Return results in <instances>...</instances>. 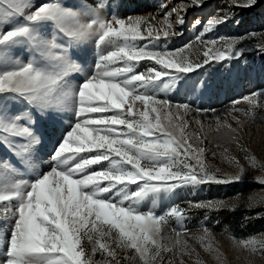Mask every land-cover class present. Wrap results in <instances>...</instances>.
<instances>
[{
	"label": "snow or ice",
	"instance_id": "snow-or-ice-1",
	"mask_svg": "<svg viewBox=\"0 0 264 264\" xmlns=\"http://www.w3.org/2000/svg\"><path fill=\"white\" fill-rule=\"evenodd\" d=\"M261 2L224 0L229 11L195 19L194 38L169 50L161 41L183 35L173 15L183 27L187 10L206 0H181L170 11L162 0L155 15L126 17L112 0H0V264L264 258V233L237 237L225 225V249L213 231L220 221L208 224L212 213L239 208L250 214L245 220L264 218V197L238 192L189 200L187 207L173 200L179 189L194 195L205 185L243 183L249 170L259 173L251 179L264 192V160L245 144L257 110H264V90L232 100L223 116L167 98L189 74L227 68L253 50L245 42L256 32L209 34L234 19L233 9ZM89 45L92 63L79 55ZM254 49L264 54V41ZM142 61L153 63L137 71ZM76 74L81 78L73 80ZM48 126L61 134L45 157ZM211 133L220 142L208 141ZM208 154L232 171L210 163ZM193 211L205 215L190 230Z\"/></svg>",
	"mask_w": 264,
	"mask_h": 264
},
{
	"label": "rangeland",
	"instance_id": "rangeland-1",
	"mask_svg": "<svg viewBox=\"0 0 264 264\" xmlns=\"http://www.w3.org/2000/svg\"><path fill=\"white\" fill-rule=\"evenodd\" d=\"M72 2V0H69ZM162 0H112L113 10L118 11L121 16L139 15L148 16L149 14H157L159 12L158 5ZM168 4L170 11L173 6L179 7L181 0H163ZM186 3L187 0H184ZM116 5H119L116 8ZM229 11L224 0H206L203 7L189 8L185 15V24L183 27L176 24V16L173 15L172 23L176 26V31L183 32L182 36L171 38L167 41H161V44H166L169 50L178 49L183 45L189 43L197 34L192 27L195 19L206 20L213 14L218 12ZM236 13L233 20L220 26L215 32L210 33V36H244L250 32H256L258 35L255 39H249L245 42V47L253 48L245 54V57L240 61H233L229 67H222L220 65H213L212 67H205L197 72L189 74V76L180 82L178 89L167 94V98L174 103H190L194 107L215 108L220 115H224L225 110L232 100L238 99L250 92L257 90H264V54H260L254 49V45L258 42L264 41V0L257 7L251 10L242 11L240 9H233ZM158 19H163V14L160 13ZM235 20L240 23L236 24ZM207 38V37H206ZM83 61L92 63L95 59L94 46L89 45L87 49L80 54ZM153 62L142 61L137 71H144L145 67ZM80 75L76 74L72 77L73 80L80 79ZM201 82H205L208 87L201 88ZM161 98H165L161 94ZM202 120L207 122L205 118ZM264 110H257L255 122L250 126V136L245 137L246 146L252 151L258 159L264 160ZM67 127V122H65ZM195 127V126H193ZM59 127L48 126L45 130V143L42 154L47 157V154L52 150L60 137ZM208 141L220 142V138L211 133L208 136ZM208 142L206 141V144ZM211 146L210 144L208 145ZM207 159L210 163H214L225 171H232L227 165L219 162V157L213 160L208 154ZM259 175L258 172L249 170L248 179L243 183L229 184V185H205L192 194L191 189H179L173 200L175 203H180L187 207L189 200H209L213 198L233 197L236 193L254 194L257 198L264 197V192L260 191L261 186L252 181L251 176ZM149 205H144V210ZM205 213L200 211H193L191 218L186 222L187 227L193 230L199 221L204 219ZM250 215L246 209L239 208L235 212L220 211L212 213L208 224L214 225L216 220H219V225L213 227L216 233V239L228 249L230 241L227 235L221 234V229L228 225L233 230L237 237L246 236L249 233H264V218L245 220V216ZM173 226L174 222H173ZM2 243H0V250H2ZM201 255L205 259H209L203 252ZM99 257H97L98 259ZM232 264H238L233 259ZM255 264H264V258L256 257Z\"/></svg>",
	"mask_w": 264,
	"mask_h": 264
}]
</instances>
